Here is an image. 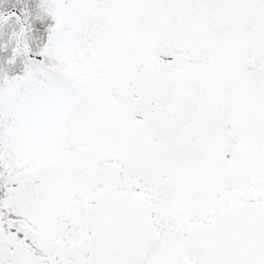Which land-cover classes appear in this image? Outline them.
Here are the masks:
<instances>
[{
  "label": "snow or ice",
  "instance_id": "snow-or-ice-1",
  "mask_svg": "<svg viewBox=\"0 0 264 264\" xmlns=\"http://www.w3.org/2000/svg\"><path fill=\"white\" fill-rule=\"evenodd\" d=\"M0 264H264V0H0Z\"/></svg>",
  "mask_w": 264,
  "mask_h": 264
}]
</instances>
